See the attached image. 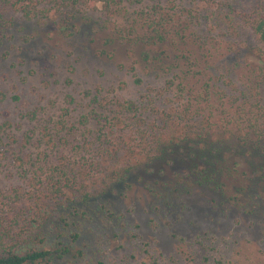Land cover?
<instances>
[{
  "label": "rangeland",
  "instance_id": "1",
  "mask_svg": "<svg viewBox=\"0 0 264 264\" xmlns=\"http://www.w3.org/2000/svg\"><path fill=\"white\" fill-rule=\"evenodd\" d=\"M203 1L115 0L111 5L100 3V8L81 2L32 20L0 4L1 187L18 183L11 153L28 134L32 138L24 142L25 152L35 157L42 152L41 157L55 165H79L86 183L94 182L92 192L104 191L103 181L97 180L102 168L95 165L98 133L114 124L136 133L147 127L150 118L139 123L133 117L142 114L144 119L155 106L163 110L178 103L167 100L178 84L167 86L171 73L165 68L172 63V54L167 53V64H148L142 58L146 49L131 42L144 34L152 10L171 14L190 8L199 16V23L189 29L192 41L210 36L234 44L227 61L239 58L244 65L232 72L235 84L227 86L229 105L231 93L243 85L251 87L245 66L258 63L254 55L258 41L242 27L223 37L217 26L220 14L216 11L209 19ZM258 1L237 3L243 7ZM157 47L171 49L169 43ZM213 73L217 75V70ZM199 79L196 88L209 83L217 105V83L204 76ZM256 98L264 108V83ZM130 101L140 107L151 105L137 113L119 106ZM28 114L35 119L31 121ZM218 117L225 116L209 109L203 112V119L213 124L214 137ZM47 124L62 129L67 139L56 149L45 146L44 140L37 149L33 143ZM167 132L162 138L174 131ZM225 153L218 161L217 178L203 183L198 173H189L186 154L137 164L128 184H110L106 193L92 197L83 208L74 227L79 238L69 239L72 253L65 264H264V151L231 145Z\"/></svg>",
  "mask_w": 264,
  "mask_h": 264
},
{
  "label": "trees",
  "instance_id": "2",
  "mask_svg": "<svg viewBox=\"0 0 264 264\" xmlns=\"http://www.w3.org/2000/svg\"><path fill=\"white\" fill-rule=\"evenodd\" d=\"M237 1H203V9L209 19L214 18L216 11L220 14L217 26L223 37L229 32L238 33L241 27L247 28L260 45L254 52L258 63L245 66L251 87L243 85L231 93L230 105L226 102L227 86L235 84L232 72L238 64L244 65L239 58L234 63L227 61L234 51V44L229 42L225 45L220 39L210 36L192 41L189 29L195 21L199 23V16L190 8L184 7L179 13L171 14L160 10L147 13L146 25L143 26L145 32L138 34L131 41L132 45L146 49L142 58L148 64H167V53L172 54V63L165 68L167 73H171L167 86L171 89L176 81L178 84L176 92L169 94L167 100H178V103L163 110L155 106L153 112L150 110L144 115V119L142 114L133 117L139 123L150 118L147 127L136 133L115 128L116 124L106 126L98 133L96 153L99 159L95 165L102 168L97 180L103 181V192H92L94 182L86 183L87 177L81 173L79 165L78 168L55 165L49 163L47 157L42 158V152L36 157L33 152H25L23 146L27 143L24 142L32 138L25 134L21 146L14 147L11 153L18 169V183L7 189L0 185V264H65L72 253L69 239L76 241L79 238L74 227L77 218L83 214V208L92 197L106 193L110 184H128L132 170L142 161L153 163L186 154L190 160L189 173H198L203 183L217 178L218 161L231 145L241 146L250 152L264 151V108L256 98L264 83V0L243 7H239ZM81 2L93 6L94 0H0L1 5L21 12L29 20L43 19L51 10L75 7ZM99 2L111 5L115 0ZM212 2H216L217 10L211 9L215 7ZM123 33L126 39L129 35ZM166 43L171 49L158 51L157 46ZM195 45L198 47H192ZM150 53L157 57L150 59ZM214 70H217V75ZM200 76L217 83V105L212 102L209 83L201 90L196 88ZM136 82L141 83V79L136 78ZM150 105L143 103L140 107L133 101L119 103L130 113H137L141 108L147 111ZM206 109L225 116L216 120V135L219 137H214L210 119H203ZM26 116L31 121L35 119L33 114ZM40 128L42 136L33 143L37 149L41 148L44 140L45 146L56 149L67 139L68 134L61 135L62 129L56 126L47 124ZM169 129H173L172 135L168 139L162 138ZM3 143L0 137V147Z\"/></svg>",
  "mask_w": 264,
  "mask_h": 264
},
{
  "label": "clouds",
  "instance_id": "3",
  "mask_svg": "<svg viewBox=\"0 0 264 264\" xmlns=\"http://www.w3.org/2000/svg\"><path fill=\"white\" fill-rule=\"evenodd\" d=\"M93 7L100 8L102 5L100 4L99 0H94Z\"/></svg>",
  "mask_w": 264,
  "mask_h": 264
}]
</instances>
